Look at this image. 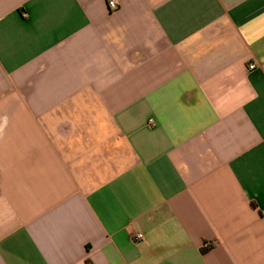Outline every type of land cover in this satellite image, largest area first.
<instances>
[{"label": "crops", "instance_id": "obj_1", "mask_svg": "<svg viewBox=\"0 0 264 264\" xmlns=\"http://www.w3.org/2000/svg\"><path fill=\"white\" fill-rule=\"evenodd\" d=\"M108 1L0 0V264H264V0Z\"/></svg>", "mask_w": 264, "mask_h": 264}, {"label": "built area", "instance_id": "obj_2", "mask_svg": "<svg viewBox=\"0 0 264 264\" xmlns=\"http://www.w3.org/2000/svg\"><path fill=\"white\" fill-rule=\"evenodd\" d=\"M107 4H108V7L110 9H115L117 7L116 2L114 0H109L107 2ZM252 68H253L252 65H248V69H252ZM148 123H149V125H153V121L152 120H149ZM141 237H142L141 234H136L135 239H140Z\"/></svg>", "mask_w": 264, "mask_h": 264}]
</instances>
